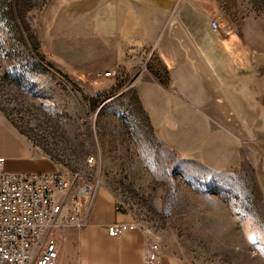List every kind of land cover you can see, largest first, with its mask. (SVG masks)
I'll use <instances>...</instances> for the list:
<instances>
[{
    "label": "rangeland",
    "instance_id": "rangeland-1",
    "mask_svg": "<svg viewBox=\"0 0 264 264\" xmlns=\"http://www.w3.org/2000/svg\"><path fill=\"white\" fill-rule=\"evenodd\" d=\"M78 1L0 0V116L61 170H72L77 186L113 193L116 211L158 237L174 264H264V194L256 181L264 134L257 108L247 104L264 78V0L229 8L221 0L223 36L212 20L214 36L191 39L202 50L192 56L208 76L217 112L243 137L241 163L222 171L160 138L136 89L142 77L167 75L147 45L125 54L117 74L102 80L60 66L93 51V24L85 0Z\"/></svg>",
    "mask_w": 264,
    "mask_h": 264
},
{
    "label": "crops",
    "instance_id": "crops-1",
    "mask_svg": "<svg viewBox=\"0 0 264 264\" xmlns=\"http://www.w3.org/2000/svg\"><path fill=\"white\" fill-rule=\"evenodd\" d=\"M227 1L230 3L226 8L234 6L232 2L237 4L236 0ZM82 2L76 0V5ZM84 4L93 24V51L78 52L67 63L57 61L60 66L70 74L76 70L84 75L115 69L125 54L147 45L151 52L158 53L167 75L164 79L153 74L142 77L136 89L162 141L211 170L239 165L243 156L240 129L222 110L217 112L219 102L208 76L192 56L202 50L191 39L213 35L212 20L216 21L219 34L225 33L228 12L223 11L221 0H85ZM245 25L247 33L253 32V21ZM230 27L237 31V22ZM256 30L260 34V24ZM256 90L260 94L253 98V104L250 100L247 104L257 108L264 134V78ZM223 110L227 111V107ZM221 113L223 117H219ZM0 158L4 159L2 169L8 173L61 170L49 155L33 149L1 116ZM257 168L256 181L264 194V149ZM116 222L130 224L137 220L131 213L116 211L113 193H95L85 224H65L56 233L59 264H174L167 254L157 262L145 261L143 232L129 229L110 235L108 226Z\"/></svg>",
    "mask_w": 264,
    "mask_h": 264
},
{
    "label": "built area",
    "instance_id": "built-area-1",
    "mask_svg": "<svg viewBox=\"0 0 264 264\" xmlns=\"http://www.w3.org/2000/svg\"><path fill=\"white\" fill-rule=\"evenodd\" d=\"M216 26V22L213 21ZM115 70L98 72L94 81L113 77ZM0 158V264H59L55 235L65 224H85L96 193V185L77 186L76 174L64 168L53 172L8 173ZM87 197L86 199L84 197ZM140 229L144 235L143 256L157 262L161 240L135 223H113L110 235Z\"/></svg>",
    "mask_w": 264,
    "mask_h": 264
},
{
    "label": "bare ground",
    "instance_id": "bare-ground-1",
    "mask_svg": "<svg viewBox=\"0 0 264 264\" xmlns=\"http://www.w3.org/2000/svg\"><path fill=\"white\" fill-rule=\"evenodd\" d=\"M205 46H207L205 43H204ZM150 234V233H149Z\"/></svg>",
    "mask_w": 264,
    "mask_h": 264
}]
</instances>
